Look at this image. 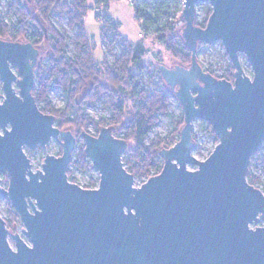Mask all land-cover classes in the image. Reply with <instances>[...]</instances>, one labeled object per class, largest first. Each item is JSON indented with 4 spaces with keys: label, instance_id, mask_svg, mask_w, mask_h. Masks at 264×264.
<instances>
[{
    "label": "water",
    "instance_id": "1",
    "mask_svg": "<svg viewBox=\"0 0 264 264\" xmlns=\"http://www.w3.org/2000/svg\"><path fill=\"white\" fill-rule=\"evenodd\" d=\"M198 4L212 9L205 28L195 24ZM180 19L191 63L157 69L184 125L179 141L159 152L161 172L141 187L122 161L129 144L112 127L80 135L98 187L69 181L76 131L60 130L37 106L39 48L0 40V198L28 240L11 233L0 214V264H264V227L257 226L264 189L247 180L264 144V0H184ZM218 42L235 69L233 82L198 61L199 44ZM196 120L210 124L219 140L203 161L192 155ZM52 140L62 155L48 151L34 170L25 147L46 150Z\"/></svg>",
    "mask_w": 264,
    "mask_h": 264
},
{
    "label": "trees",
    "instance_id": "2",
    "mask_svg": "<svg viewBox=\"0 0 264 264\" xmlns=\"http://www.w3.org/2000/svg\"><path fill=\"white\" fill-rule=\"evenodd\" d=\"M110 0H94L96 6L108 8ZM7 14L17 18L15 23L6 24L0 17V40L20 42L21 39L31 43L35 47H41L47 40L50 47L49 77L41 65L36 69V84L33 96L39 110L55 118V126L60 130L74 128L81 132L88 131L89 127L96 130L97 135L101 128L112 127L116 138L128 142L133 141L134 146L128 149L122 158L126 170L136 179L144 176L158 175L163 168V160L160 150L172 148L180 139L179 129L184 125L183 113L178 117L168 113L171 91L165 85L157 67L143 65V56L147 50L142 43L131 44L119 34V25L106 15L99 19L101 24V43L110 51L115 44L121 49V54L110 63L106 57L102 61H96L94 56V43L85 30L84 19L88 11V0H75L74 7H69L66 0H31L27 4L24 0H6ZM135 17L141 23V30L147 34L152 31L157 41L164 50L182 64L191 63V53L185 46L177 26L175 25L182 13V4L179 0H134ZM203 12V20L196 18L195 24L205 28L208 18L212 13L209 4H198L196 13ZM66 14L68 26H78V34L74 40V53L69 56L67 48L70 37L57 29L51 22L53 14ZM34 28L33 32L30 29ZM202 47L199 44L197 58ZM228 59L226 54L222 55ZM199 59V58H198ZM157 63L161 58L156 55ZM218 79L228 82L234 81L235 69L227 62L226 70L222 76H217L211 69H205ZM148 75L149 80H157V85L152 91H147L142 86V78ZM61 91L63 106L54 108L48 97L51 88ZM160 88V89H159ZM1 84H0V95ZM100 105L109 112V117L95 121L87 114L89 106ZM131 113V119L124 121L126 113ZM160 115L168 116L173 127L169 136L146 142L149 135L160 122ZM205 131L212 135L216 144L219 140L211 129L210 124L201 122ZM120 127L116 132L115 128ZM91 134V133H90ZM194 147L197 142L195 137ZM62 155L59 146L58 156ZM74 158V161H73ZM69 168L86 172L90 170L91 163L84 155V145L73 154ZM126 162V163H125ZM264 165V144L262 148L251 158L247 174L248 183L256 186L259 179L254 174V168ZM68 179L76 183L68 173ZM99 183L91 181L85 189H93ZM263 192V191H262ZM264 193V192H263ZM6 214L9 217L4 220L7 229L12 233L13 221L19 219L10 203L6 202Z\"/></svg>",
    "mask_w": 264,
    "mask_h": 264
},
{
    "label": "rangeland",
    "instance_id": "3",
    "mask_svg": "<svg viewBox=\"0 0 264 264\" xmlns=\"http://www.w3.org/2000/svg\"><path fill=\"white\" fill-rule=\"evenodd\" d=\"M74 1L75 0H66L67 5L69 7H74ZM111 4L106 8L103 6H96L94 3V0H88V11L86 13V17L84 19L85 22V30L89 38L94 43V56L96 61H102L104 57L112 63L116 59L117 56L121 54V49L118 44H115L114 47L108 51L106 47L101 43L100 40V28L101 24L99 23V19H101L103 16H107L112 21H114L116 24L119 25V34L124 37L126 40H128L131 44H138L142 43L145 49L147 50V54H151V60L149 62H144L143 65L146 67H150L151 65L157 67V61H156V55L161 58L160 65H163L167 68L172 69L174 63H176L179 66L188 67V64H182L178 60L174 59L169 53H167L163 46L157 41L156 37L152 34V31H149L147 34L144 33V31L141 30V23L136 20L135 17V11L133 3L125 2V1H111ZM7 3L6 0H0V17L4 18V21L6 24L15 23L17 21V18L14 16H10L7 14ZM200 13L203 12L200 10ZM203 15V14H202ZM52 24L59 30L65 32L71 39V42L68 44L67 48V54L71 56L74 53V40L77 37L78 34V26L75 28H70L68 26V18L66 14H53L51 17ZM34 28L31 27L30 31L33 32ZM180 28H178L177 31H179ZM20 42L26 43L27 41L21 39ZM40 51V57L38 60L37 68L41 65L42 70L45 71L46 77H49L48 71H49V63H48V57L50 55V47L48 45V41L46 40L44 44L39 47ZM223 54H225L223 46L220 42L215 43L214 45H210L207 47H202L198 54V61L203 67L204 71L205 69H211L215 75L222 76L224 71L227 67V62L229 59H224ZM240 61L244 70V73L248 77H252V72L250 65L244 55H240ZM157 85V80H149L148 75H145L142 78V86L147 91H152L153 87ZM160 89V88H159ZM169 89V88H168ZM170 90V89H169ZM2 94L0 95V102L2 101ZM48 97L50 99V102L54 108H61L63 106V97L61 94V91L55 87L51 88L48 92ZM168 113L170 115H174L175 117H178L182 113V108L179 105L178 101L172 94L170 98V104L168 107ZM87 114L94 119L95 121H99L101 118H108L109 112L104 110L100 105L95 106H89L87 108ZM132 114L126 113L124 117V121H129L131 119ZM182 126L179 129V132L181 130ZM68 128L64 129L67 130ZM120 129V128H119ZM118 129V130H119ZM76 131V138L77 143L76 149L74 151V154L77 153L80 150V147L84 145V141L81 137H78L79 131L74 129ZM116 130V132L118 131ZM173 127L170 123V119L168 116L160 115V122L159 124L154 128L152 133L149 135L146 142L150 144L151 141H156L157 139H162L172 132ZM88 131L92 134L97 136V132L94 128L89 127ZM87 132V131H85ZM88 133V132H87ZM193 137H195V140L197 142L196 147L192 150V155L200 160H205L212 152L214 147L217 145L215 142V139L212 135L208 134L205 131L204 126L202 127L201 122L197 121L195 123V129L193 131ZM134 146V142L131 140L129 141V149H132ZM25 150L28 154V157L30 159V162L33 166L34 170H41L42 164L44 161V158L48 151L57 154L59 152V144L52 140L50 144L47 146L46 150H43L42 148H37L36 150H29L25 147ZM74 161V158H73ZM126 163V162H125ZM126 167H128V164L126 163ZM191 170L193 168H190ZM68 173L75 179V182L83 187H86L89 185L91 181H97L99 179V174L97 171L90 168V170L86 172H82L80 170H74L72 168H69ZM254 174L259 179V183L256 185V187L264 189V165L258 164L254 168ZM145 179V176L142 178H135L136 182H141ZM99 184V183H98ZM98 185L96 186V188ZM6 202L7 200L0 198V214L3 218V220H7L9 217L6 214ZM257 226L264 227V221L259 223ZM257 226H253L252 228H255ZM14 231L18 232L23 239L28 243V240L23 235V225L20 222L19 219H15L13 221L12 228Z\"/></svg>",
    "mask_w": 264,
    "mask_h": 264
},
{
    "label": "built area",
    "instance_id": "4",
    "mask_svg": "<svg viewBox=\"0 0 264 264\" xmlns=\"http://www.w3.org/2000/svg\"><path fill=\"white\" fill-rule=\"evenodd\" d=\"M110 1H112V0H110ZM113 1H125V2H130V3H133V1L134 0H113ZM180 1V3L182 4V7H183V3H184V0H179ZM196 18H198L199 20H203V18H204V15H202L200 12H197L196 13ZM175 25L177 26V28H182V27H184V21L183 20H181L180 18H178L177 19V21H176V23H175ZM151 54H145L144 56H143V61L144 62H149V60H151ZM197 121H200V120H196L194 123H193V131H194V129H195V123L197 122ZM200 122H203V121H200ZM215 148V147H214ZM213 151V150H212ZM154 176H156V175H151V176H145V179L143 180V181H141V182H134V186L135 187H141L145 182H147L148 181V179H150L151 177H154ZM96 188V187H95ZM94 189V188H93Z\"/></svg>",
    "mask_w": 264,
    "mask_h": 264
},
{
    "label": "flooded vegetation",
    "instance_id": "5",
    "mask_svg": "<svg viewBox=\"0 0 264 264\" xmlns=\"http://www.w3.org/2000/svg\"><path fill=\"white\" fill-rule=\"evenodd\" d=\"M7 186H8V184H7ZM7 186L5 187V189L7 188Z\"/></svg>",
    "mask_w": 264,
    "mask_h": 264
},
{
    "label": "crops",
    "instance_id": "6",
    "mask_svg": "<svg viewBox=\"0 0 264 264\" xmlns=\"http://www.w3.org/2000/svg\"><path fill=\"white\" fill-rule=\"evenodd\" d=\"M110 4H111V3H110ZM110 4H109V5H110ZM86 20H87V17H86Z\"/></svg>",
    "mask_w": 264,
    "mask_h": 264
}]
</instances>
